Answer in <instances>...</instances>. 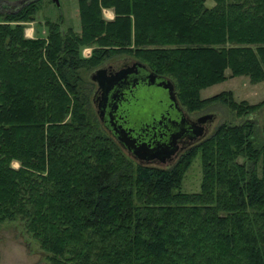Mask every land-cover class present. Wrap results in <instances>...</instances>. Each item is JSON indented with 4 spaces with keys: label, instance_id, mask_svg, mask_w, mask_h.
Returning <instances> with one entry per match:
<instances>
[{
    "label": "trees",
    "instance_id": "16d2710c",
    "mask_svg": "<svg viewBox=\"0 0 264 264\" xmlns=\"http://www.w3.org/2000/svg\"><path fill=\"white\" fill-rule=\"evenodd\" d=\"M43 1L0 0V223L19 219L47 264H264V144L248 118L259 102L198 97L227 77L264 79V0H76L77 32L45 20L44 37L26 38ZM114 54L169 79L186 111L219 101L246 119L163 167L134 162L89 113L76 73ZM195 153L199 190L182 191ZM239 155L254 167L260 155L261 176Z\"/></svg>",
    "mask_w": 264,
    "mask_h": 264
},
{
    "label": "rangeland",
    "instance_id": "374dc122",
    "mask_svg": "<svg viewBox=\"0 0 264 264\" xmlns=\"http://www.w3.org/2000/svg\"><path fill=\"white\" fill-rule=\"evenodd\" d=\"M205 4L210 6L212 1L205 0ZM101 16L105 20H111L113 18V12L110 8H102ZM45 20L52 22H58L60 20L62 28L70 27L73 31L77 32L79 30V21L77 17L76 0H57V4L52 1H43L40 9L34 14L33 19L23 23L24 37H44L46 34V27L44 25ZM90 51L91 47L89 46H83L79 50L80 55L84 58L90 55ZM131 60L136 61L129 55L114 54L111 57L104 59V62L118 65L124 61ZM104 62L103 64H106ZM97 68L98 66L90 70L81 69L76 72L82 82L80 93L84 96L82 97V101L85 102V105L87 104L89 113L93 114L95 118V107L91 102V94L95 89V82L90 79V74H93L94 70ZM225 73L228 74L227 70ZM226 91H230L235 102L245 101L250 104H257L259 102L257 105L258 107L256 106V109L249 114L248 118L253 126L251 134L253 145L259 146L264 144V137L261 133V125L264 121V103L260 104L261 101L264 100V79L260 81H251L247 75L227 77L223 81L199 89L198 97L201 99H207L214 94ZM137 95L141 98L151 97L153 101L156 102V100L163 98L165 94L163 90L149 86L138 89ZM185 112L190 118L207 113L213 114L214 119L208 126L209 128L204 135V138L213 133L215 127L219 124L239 125L246 119V116H237L235 110L219 101L207 102L206 104H203L200 110H185ZM101 129L106 133L102 127ZM204 138L200 140H203ZM199 142H196L192 146ZM122 152L125 156L136 162V160L130 157L124 150H122ZM198 154L199 153H195L191 160L189 159V162L184 169L180 181V189L182 191L194 192L199 190L202 179V167L200 165ZM257 157L259 158L260 155L256 156V158ZM258 158L256 159L255 167L253 160L247 158L245 155H239L237 161L242 162L246 170L255 169L258 177H260V168H258L260 161ZM173 160L166 163L147 164L163 167L165 164L173 162ZM11 164L14 168L17 167L15 162H12ZM44 256L45 253L39 248L37 242L31 237V235L24 230L23 224L19 219L3 221L0 223V264H47Z\"/></svg>",
    "mask_w": 264,
    "mask_h": 264
},
{
    "label": "water",
    "instance_id": "95a60500",
    "mask_svg": "<svg viewBox=\"0 0 264 264\" xmlns=\"http://www.w3.org/2000/svg\"><path fill=\"white\" fill-rule=\"evenodd\" d=\"M29 0H19L20 4H23ZM57 4V0H50ZM134 69L130 70H121L120 72L116 73L113 80V78H106L104 76H98L96 77V73L92 74L90 76L91 80H95L97 82V85L100 89H102L103 93H105L106 96L111 97L113 94L119 95V93L123 92L122 90H126V88H122L119 86V82H126L125 84H129L133 80H135L131 84V88L133 84L143 85L144 87L153 86L156 88H159L160 90H163L164 97L161 99L156 100V102L153 101L152 98L147 99L148 101L146 104H144V111L147 110L146 115L143 114L144 111H142V115L136 114L132 111L129 117V125H125L124 127L122 125H114L111 123V116L110 111L107 113V121H105V124L109 127L110 133L112 138L115 140V142L118 144V146L123 149L126 153H128L133 159L137 160L140 163H149L152 161H157L158 163H164L166 159H168L171 154L174 152L175 147H173V141L175 140V137H181L182 136V129H178L181 132L178 133L176 136L172 132V137L168 136L167 134V141L166 142H138L137 137L133 136L132 131L134 130V124L135 123H147L148 125H151L150 129H153L155 127L154 119L156 120V126L160 127L161 121L162 123V129L166 130L168 132V129H173L174 131L177 130V128L174 126L175 123L181 122V125L183 124L181 121V117L177 119L174 115L179 114V109L177 106V102L175 99L174 94V88L172 82L164 77L158 76L152 71L148 70L143 64L136 62L133 64ZM98 73V71H96ZM121 88V90H120ZM142 88V87H140ZM139 88V89H140ZM138 91V90H137ZM142 105V103H141ZM117 106V105H116ZM166 109L168 112H166ZM141 110V108H140ZM137 112V111H136ZM174 114V115H173ZM172 116V118L170 117ZM180 116V115H179ZM208 115H205V117ZM149 120L148 122H143ZM126 124V123H125ZM113 125V126H112ZM140 126V125H139ZM139 129V128H138ZM201 130L198 129L195 134L193 133L192 136L200 135ZM261 133L264 137V121L261 125Z\"/></svg>",
    "mask_w": 264,
    "mask_h": 264
},
{
    "label": "flooded vegetation",
    "instance_id": "af4514ba",
    "mask_svg": "<svg viewBox=\"0 0 264 264\" xmlns=\"http://www.w3.org/2000/svg\"><path fill=\"white\" fill-rule=\"evenodd\" d=\"M104 63H106V64L102 63L101 65H99L98 68L96 70H94L93 74L96 73V77H98L99 75L100 76L102 75L106 78L112 77L113 78L112 81H114L115 80L114 76L116 73L120 72L121 70H125V69L126 70L127 69L128 70L134 69L133 64H135L136 61H132V60L131 61H124L118 65H116V64L113 65L112 63H109V62H104ZM96 71H98V73ZM91 75L92 74H90V76ZM95 80H94L95 89L93 90V92L91 94V102L95 107L96 119H97L99 125L106 131V133L110 137H112L109 127L105 124V121H107V118H108L107 117L108 111H110V115H112L111 116V118H112L111 123H113L114 125H122L124 127L125 125H129V120H130L129 117L131 116L132 111L135 112V115L136 114H138V116L142 115V111H144V109H145L144 104H146V102L148 101L147 99H150L151 97L150 98H148V97L141 98L137 95V90L140 87H144V86L141 84H138L136 82V84H133L132 88H131V84L135 80H133L132 82H130L127 85L125 84L126 82H124V83L119 82L118 83L119 86L122 88H126V90H122L123 92L119 93V95H117V94L113 95L112 94L111 97H108L105 95V93H103L102 89H100L98 87L97 82ZM120 90H121V88H120ZM141 103H142V105H141ZM177 106L179 109V114H178V116H177V114L176 115L173 114V115L175 117H177V119L181 117V121L183 124L181 125V122H179L177 124L175 123L174 126L177 128L176 131H174V128L173 129L169 128L168 132H166V130H163L162 129L163 121H161L160 127L156 126V120L157 119H154L155 127L153 129H150L151 125H148L147 123H144V125H143V123L138 122V123L134 124L135 127H134V130L132 131L133 136L137 137L138 142H147L148 143V141L149 142L158 141V142L162 143V142L167 141L166 138H167L168 134H169L168 136L171 135L170 137H172V134H170V133L173 132L176 136L178 133L181 132L180 130L178 131V129H182V131H183L182 136L181 137H175V140L173 141V147H175L174 152L171 154V156L168 159L165 160L164 163L177 158L185 149L189 148L190 146H192L196 142L201 141L200 139L204 138V135L208 131V128H209L208 126L210 125V123L214 119L213 114H210V113L202 114V115L196 116L194 118H190L187 116L185 110L178 103H177ZM140 108H141V110H140ZM166 112H168L167 109H166ZM146 113H147V110H145L143 112L144 115H146ZM205 115H208V116L205 117ZM170 117L172 118L171 115H170ZM149 120L146 119V121H143V122H148ZM163 125H165V124L163 123ZM198 129L201 130L200 135L192 136L193 133L195 134V132ZM152 162L158 163L157 161H152Z\"/></svg>",
    "mask_w": 264,
    "mask_h": 264
}]
</instances>
